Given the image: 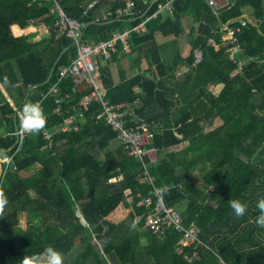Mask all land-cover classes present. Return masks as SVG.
Masks as SVG:
<instances>
[{
	"label": "trees",
	"instance_id": "1",
	"mask_svg": "<svg viewBox=\"0 0 264 264\" xmlns=\"http://www.w3.org/2000/svg\"><path fill=\"white\" fill-rule=\"evenodd\" d=\"M56 1L86 27L87 43L149 18L145 30L129 34L130 52L119 44L101 60L99 85L111 103L139 100L136 112L153 123V135L144 163L130 156L97 118L98 102L79 106L90 88L59 79L77 48L55 25L54 1L0 0V83L14 103L0 88V195L6 198L0 264H20L48 246L64 264H264V227L255 223V204L264 196V0H235L218 10L207 0H174L173 13L163 9L168 0L150 8L153 0ZM128 1L133 15L119 17ZM187 13L195 24L182 48ZM231 21L240 44L234 59L224 38ZM41 24L50 32L38 41L33 33L15 35ZM122 58L133 73L119 66L115 82L111 63ZM31 102L40 103L43 127L54 133L51 146L40 129L26 131L22 142L15 135L21 109ZM69 115L78 129L63 131ZM217 118L222 123L207 129ZM145 167L153 184L140 180ZM230 198L248 205L244 215H234ZM159 199L179 212L184 228L197 231L195 242L182 244L184 232L173 227L160 234L146 225Z\"/></svg>",
	"mask_w": 264,
	"mask_h": 264
},
{
	"label": "built area",
	"instance_id": "2",
	"mask_svg": "<svg viewBox=\"0 0 264 264\" xmlns=\"http://www.w3.org/2000/svg\"><path fill=\"white\" fill-rule=\"evenodd\" d=\"M55 5L51 9L54 13H57L55 25L59 30L68 37L74 46L77 48V56L71 62L70 65L61 67L59 70V79L71 77L75 81L78 87L87 86L90 88V92L84 95L79 106L87 110L89 105L93 102L100 104L101 111L97 118L102 119L107 125H109L117 134L118 141L123 145L128 154L134 158H137L143 162L144 147L153 135L151 129L152 122H149L142 115L136 112V108L139 106V100L135 102H123V103H111L105 97L104 93L100 90L99 79V59H109L113 52L117 51L118 45L121 44L125 52H130L127 39L132 31L145 30L146 23L149 18H145L137 26L124 31H116L112 36L104 41L98 43H87L83 41V24L79 21L68 17L63 9L59 6L56 0ZM214 10H218L222 7L228 6V0H207ZM174 0H168L163 9L173 13ZM134 13V3L128 1L124 8L117 10L119 17L129 16ZM156 14H154L155 16ZM241 24L247 23V18L241 17ZM233 21L225 25L227 29L226 39L229 41L230 57L234 59V53L239 50L240 44L236 36V28L231 25ZM242 67L239 66V70ZM50 92H57L56 85H54ZM39 103V102H38ZM40 104V103H39ZM60 108L57 109L59 111ZM78 125L75 124V116L69 115L64 120L63 131L77 130ZM43 138L47 141V146H51L53 143L52 131L47 130L44 127L40 128ZM18 140L22 142L26 135V130L18 128L15 131ZM5 162L9 161V158L2 159ZM144 163V162H143ZM145 166V164H144ZM116 179H112L115 181ZM141 181H148L153 184V178L149 174L145 167L143 175L140 177ZM156 196L160 195V190L155 188ZM147 205L153 203L152 198L147 197L145 199ZM146 225L155 233L163 234L171 227L176 230L183 231V239L181 243L184 245L191 244L197 240V231L194 228L186 229L181 223V216L179 212L168 207L162 199H159L152 210L147 214Z\"/></svg>",
	"mask_w": 264,
	"mask_h": 264
},
{
	"label": "clouds",
	"instance_id": "3",
	"mask_svg": "<svg viewBox=\"0 0 264 264\" xmlns=\"http://www.w3.org/2000/svg\"><path fill=\"white\" fill-rule=\"evenodd\" d=\"M21 117L18 121L19 127L29 132L38 131L45 124L43 112L38 102L25 104L21 109ZM6 202V198L0 195V206ZM229 208L235 216L245 214L248 205L239 199L230 198L227 201ZM258 213L255 216V223L258 227H264V196L260 197L255 204ZM136 222L132 221L130 227L135 228ZM43 257V259H42ZM20 264H64L62 254L52 246L46 247L42 253H34L21 258Z\"/></svg>",
	"mask_w": 264,
	"mask_h": 264
},
{
	"label": "crops",
	"instance_id": "4",
	"mask_svg": "<svg viewBox=\"0 0 264 264\" xmlns=\"http://www.w3.org/2000/svg\"><path fill=\"white\" fill-rule=\"evenodd\" d=\"M235 0H228V3L231 4L233 3ZM245 8V7H244ZM243 8V9H244ZM249 10V8H248ZM246 12L247 9H246ZM246 14V13H244ZM183 22H184V28H185V32H184V35H182L181 39L179 38V45L182 47V48H185V46L187 45V42H188V39H189V32H190V29H191V26H193L195 24V20H194V17L193 15L190 13H187L183 19ZM19 27V26H18ZM20 28V27H19ZM29 28H33V29H29ZM21 30H25L24 32L22 33H19V34H16V36H20V35H27V34H31L33 33V40L34 41H38L42 38H45L47 35H49V28L45 25H38V26H34V25H31L25 29H22L20 28ZM226 38V36L224 37ZM166 50L168 51V58L171 60V57H172V52H173V44L170 40H168L166 42ZM169 51H171V53L169 54ZM198 53V52H197ZM127 62V67L124 66V62ZM101 63V59H99V64ZM119 66H121L122 68H124L126 70V73H127V76H131L133 71H132V66L130 65L129 61L125 58H122L121 61L119 62V64H117V62H113L111 63V69L113 71V78L115 80V82H117V79H118V70H119ZM0 88L3 90L5 96L8 98V100L11 102V104L13 105V101L11 100L8 92L4 89V87L2 86V84L0 83ZM212 89V87H210ZM138 90V89H136ZM222 123V121L220 119H215V121L213 122V128L219 126L220 124ZM212 129V128H211Z\"/></svg>",
	"mask_w": 264,
	"mask_h": 264
},
{
	"label": "rangeland",
	"instance_id": "5",
	"mask_svg": "<svg viewBox=\"0 0 264 264\" xmlns=\"http://www.w3.org/2000/svg\"><path fill=\"white\" fill-rule=\"evenodd\" d=\"M31 29H33V28H31ZM184 35V34H183ZM183 37V36H182ZM182 37H180V39L182 38ZM171 53V51H169V54ZM124 66H128L127 65V62L125 61L124 62ZM211 128H213V125H207V129H211ZM206 172V171H205ZM201 170L200 169H197L196 170V177H200V175H201ZM114 179V178H113ZM19 218H20V220H19V222H20V225L22 226V227H26V224H27V216H26V214H24V213H21L20 215H19Z\"/></svg>",
	"mask_w": 264,
	"mask_h": 264
},
{
	"label": "water",
	"instance_id": "6",
	"mask_svg": "<svg viewBox=\"0 0 264 264\" xmlns=\"http://www.w3.org/2000/svg\"><path fill=\"white\" fill-rule=\"evenodd\" d=\"M158 0H153L152 2H151V4H150V6H149V8L155 3V2H157ZM146 14V13H145ZM145 14H143L141 17H143ZM140 17V18H141ZM108 22H111V21H108ZM86 30V27L84 28V31ZM84 31H83V33H84ZM66 50V49H65ZM65 50H63L62 51V53L60 54V56H59V58H58V60L61 58V56H62V54H63V52L65 51ZM58 60H57V62H58ZM56 62V63H57ZM55 63V64H56ZM53 71V70H52ZM52 71H51V73H50V75H49V77H48V79H47V81L46 82H48L50 79H51V77H52ZM2 173V165H1V158H0V174Z\"/></svg>",
	"mask_w": 264,
	"mask_h": 264
}]
</instances>
